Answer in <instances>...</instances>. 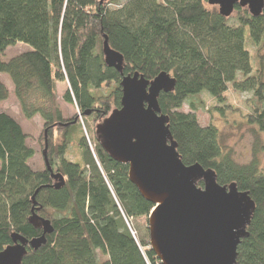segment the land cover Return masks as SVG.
Instances as JSON below:
<instances>
[{"label":"trees","instance_id":"16d2710c","mask_svg":"<svg viewBox=\"0 0 264 264\" xmlns=\"http://www.w3.org/2000/svg\"><path fill=\"white\" fill-rule=\"evenodd\" d=\"M234 13L223 16L208 0H0V104L11 95L1 77L6 74L25 118L44 121L52 169H33L36 151L28 134L0 111V252L13 244V234L29 240L43 234L31 223L36 213L54 231L40 248L27 246L22 264H162L150 245L153 203L130 180L129 165L102 147L97 129L95 147L83 130L84 119L103 120L121 107L123 76L105 63L107 36L124 56L125 75L139 72L153 80L167 72L176 79L159 104L178 152L186 165L213 169L221 185L236 183L249 192L256 209L237 264H264V169L258 161L238 163L222 145L219 128L200 123L195 104L182 110L204 92L225 105L230 86L252 91L260 105L249 121L264 132L263 70L254 71L250 48L264 42V9L253 16L237 5ZM19 42L31 49L5 60ZM63 82V99L78 107L81 118L64 116L57 91ZM75 127L82 134L78 160L68 157ZM55 128L63 136L58 145ZM53 173L65 177L64 185L55 186ZM134 219L146 223V235L137 234Z\"/></svg>","mask_w":264,"mask_h":264},{"label":"water","instance_id":"95a60500","mask_svg":"<svg viewBox=\"0 0 264 264\" xmlns=\"http://www.w3.org/2000/svg\"><path fill=\"white\" fill-rule=\"evenodd\" d=\"M208 2L226 17L237 5L247 7L253 16L264 9V0ZM103 53L106 65L123 76V95L121 107L97 126V137L112 158L129 165L130 180L154 205L149 217L152 250L162 264H237L238 246L249 236L255 201L236 183L221 185L213 169L183 162L169 116L159 104L160 94L175 88L176 79L170 73L162 72L153 80L139 72L125 75L124 56L110 46L107 36ZM45 143L46 166L52 170L47 136ZM53 176L59 180L57 188L64 185L61 173ZM31 223L42 228L43 234L31 240L13 234V244L0 252V264H22L27 246L40 248L54 231L51 221L36 213Z\"/></svg>","mask_w":264,"mask_h":264},{"label":"rangeland","instance_id":"374dc122","mask_svg":"<svg viewBox=\"0 0 264 264\" xmlns=\"http://www.w3.org/2000/svg\"><path fill=\"white\" fill-rule=\"evenodd\" d=\"M219 8L218 6H216ZM235 14V13H234ZM247 38H249V30L247 29ZM251 48V63L254 71L258 68L263 70L264 81V42L258 46L250 45ZM31 49V46L22 42L17 43L7 49L3 58L10 59L23 51ZM3 81L9 86L11 95L9 99L0 104V111H6L14 116L23 126L25 132L28 134V144L36 151L35 156L31 159L30 164L35 170L44 169L46 161L43 154L44 151V121L37 115L32 119H27L21 111L19 102L13 92V84L11 79L6 74H1ZM239 78H243L239 74ZM68 88V83H64L59 87V106L66 118L73 117L78 114L81 118L83 115L79 113V109L75 104H70L64 101L63 95ZM191 104H195L199 121L202 125L207 126L213 124L220 130L221 142L224 148L231 153L233 158L241 164H248L252 161H258L261 168L264 169V132L250 123L249 118L254 109L260 105L258 98L252 91H237L230 86L227 92V103L225 105L219 104L208 93H202L192 96L183 106L182 110L191 111ZM114 110V109H113ZM112 110V111H113ZM111 111V112H112ZM110 112V114H111ZM109 114V115H110ZM108 115V116H109ZM107 116V117H108ZM106 117V118H107ZM103 120L96 121L94 117L84 119V134L87 137L90 147H95L96 144V129ZM70 147L68 157L72 160L81 159L82 134L78 127H75L70 135ZM54 142L60 144L63 141V136L57 128L54 130ZM49 160V157H48ZM199 186H203L200 185ZM133 228L137 234L146 235V223L138 220H133ZM107 257L100 253L101 262H105Z\"/></svg>","mask_w":264,"mask_h":264},{"label":"crops","instance_id":"0c3cea01","mask_svg":"<svg viewBox=\"0 0 264 264\" xmlns=\"http://www.w3.org/2000/svg\"><path fill=\"white\" fill-rule=\"evenodd\" d=\"M65 82L63 83H57V90L59 91V87H61L62 85H64Z\"/></svg>","mask_w":264,"mask_h":264}]
</instances>
